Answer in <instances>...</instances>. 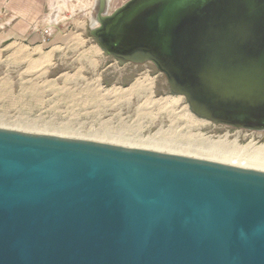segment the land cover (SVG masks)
<instances>
[{
	"label": "water",
	"instance_id": "water-1",
	"mask_svg": "<svg viewBox=\"0 0 264 264\" xmlns=\"http://www.w3.org/2000/svg\"><path fill=\"white\" fill-rule=\"evenodd\" d=\"M95 20L196 118L264 131V0H99ZM0 264H264V171L0 128Z\"/></svg>",
	"mask_w": 264,
	"mask_h": 264
},
{
	"label": "rangeland",
	"instance_id": "rangeland-1",
	"mask_svg": "<svg viewBox=\"0 0 264 264\" xmlns=\"http://www.w3.org/2000/svg\"><path fill=\"white\" fill-rule=\"evenodd\" d=\"M127 1L110 0L106 8L111 13ZM98 7L99 0H48L43 52L0 53V128L223 163L234 152L264 160V131L191 121L184 98L170 93L151 63L104 53L89 32Z\"/></svg>",
	"mask_w": 264,
	"mask_h": 264
},
{
	"label": "crops",
	"instance_id": "crops-1",
	"mask_svg": "<svg viewBox=\"0 0 264 264\" xmlns=\"http://www.w3.org/2000/svg\"><path fill=\"white\" fill-rule=\"evenodd\" d=\"M47 4L48 0H0V53L20 51L16 58H22L29 48L43 52Z\"/></svg>",
	"mask_w": 264,
	"mask_h": 264
},
{
	"label": "bare ground",
	"instance_id": "bare-ground-1",
	"mask_svg": "<svg viewBox=\"0 0 264 264\" xmlns=\"http://www.w3.org/2000/svg\"><path fill=\"white\" fill-rule=\"evenodd\" d=\"M109 2H110V0H106V6H109ZM96 24V20H95V17H93V19L91 20V23H90V25H95ZM141 87V86H140ZM144 87V86H143ZM146 88L147 89H151L152 88V84L151 83H149L147 86H146ZM181 99V98H180ZM178 100V99H177ZM177 100H176V103L178 104V102H177ZM170 101V100H169ZM162 102V101H161ZM164 103V102H163ZM166 103V102H165ZM170 103V102H169ZM172 103H173V101H172ZM172 103H170V105L172 104ZM157 104V103H156ZM176 104V105H177ZM161 106H162V104H160ZM164 105V104H163ZM183 114H184V116H186V117H188L189 119H191V121H196V122H198L200 125H203L205 122L204 121H202V120H198L194 115H192L190 112H189V110H188V108H187V106H184V108H183ZM190 123H192V122H190ZM196 125V124H195ZM260 149V148H259ZM261 151V150H260ZM239 152H240V150H239ZM242 152V151H241ZM254 152V151H253ZM211 153H214V152H211ZM234 153H236V152H234ZM234 153H233V155H232V153H231V155H228V156H226V158H228L227 160H228V164H232V165H236V166H239V167H246V168H253V167H257V168H261V169H264V160H263V158L262 159H260V158H258L257 156L256 157H254V156H248V155H244V156H239V155H234ZM252 153V152H251ZM255 153V152H254ZM237 154V153H236ZM244 154V153H243ZM227 155V154H226ZM251 155H253V154H251ZM264 171V170H263Z\"/></svg>",
	"mask_w": 264,
	"mask_h": 264
},
{
	"label": "built area",
	"instance_id": "built-area-1",
	"mask_svg": "<svg viewBox=\"0 0 264 264\" xmlns=\"http://www.w3.org/2000/svg\"><path fill=\"white\" fill-rule=\"evenodd\" d=\"M44 33H47L46 31H44Z\"/></svg>",
	"mask_w": 264,
	"mask_h": 264
}]
</instances>
